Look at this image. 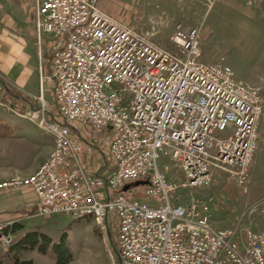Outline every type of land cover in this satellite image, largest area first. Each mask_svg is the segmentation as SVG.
<instances>
[{
  "label": "built area",
  "instance_id": "built-area-1",
  "mask_svg": "<svg viewBox=\"0 0 264 264\" xmlns=\"http://www.w3.org/2000/svg\"><path fill=\"white\" fill-rule=\"evenodd\" d=\"M34 18L40 62L46 34L49 72L40 66L36 105L27 110L7 100L0 76V108L48 132L53 148L32 173L0 181V195L32 191L43 217L116 215L121 264H264V229L218 228L209 221L211 203L176 195L181 185L209 186L226 168L246 191L260 91L237 81L226 62L198 58L197 27L176 26L160 45L98 0H34ZM107 127L110 140L95 135ZM84 155L103 165L88 170ZM166 159L180 185L164 172L170 165L160 167ZM130 182L155 202L131 198ZM0 242L11 243L12 234L0 232Z\"/></svg>",
  "mask_w": 264,
  "mask_h": 264
},
{
  "label": "rangeland",
  "instance_id": "rangeland-1",
  "mask_svg": "<svg viewBox=\"0 0 264 264\" xmlns=\"http://www.w3.org/2000/svg\"><path fill=\"white\" fill-rule=\"evenodd\" d=\"M99 3L107 6L111 11L109 15L120 21L138 30L153 32L152 40L164 46L176 26L197 27L200 43L198 58L205 63L219 59L226 62L231 67L234 78L257 88L264 100V0H98V6ZM10 37L15 38L14 42ZM36 37L34 0H0V68L10 67L13 72L11 75L15 76V66L9 64L5 55L6 48L10 45L21 50L24 67L22 76L26 78L27 74H33L38 81L37 92L28 93L25 100L21 99L28 103L26 107L20 101H13L16 107L20 104V108L24 110L29 108V104L33 107L36 105L34 96L40 88V66L42 65L43 74L49 72L45 57L46 34L42 33V62L39 59ZM0 76L10 81L6 72H0ZM45 79L46 95L49 96L50 81ZM12 84L27 92L15 82ZM7 100L12 101L10 96H7ZM0 119L13 127V133L16 129L25 127L31 134L29 138L32 136L37 140L40 136V130L33 122L9 114L1 108ZM95 135L101 140H110L114 133L107 127L104 134ZM0 138H3L0 140V152L5 154V161L0 162V167L7 166L8 163L23 167L40 155L41 149L20 147L21 154L13 156L11 141L16 143L15 147L25 145V141L18 138L8 142V137ZM109 161L111 162L110 157ZM83 164L85 165L84 162ZM164 164L170 165V169L164 170L167 177L177 185L183 183L182 176L175 172L168 159L160 162L162 169ZM143 191L144 185L129 183L128 193L131 198L155 202L153 198L144 196ZM8 192L17 195L21 191ZM176 195L185 202L202 200L211 203L209 221L218 228L236 226L239 229H264V104L258 124L256 151L248 169L246 191L240 188L236 176L226 168L216 171L209 186L191 188L181 185L177 187ZM33 202L31 206L12 205L7 202L3 211H0V232L6 226L18 222L23 228L18 235L37 231L48 235L53 242L64 235L66 246L71 252V260L67 264H120L113 245L116 215L113 221L107 222H98L90 216L74 217L71 214L43 217L36 213V198ZM12 245V242H0V256ZM19 256L22 259H31L34 264H56L55 254L51 249L45 254L35 248L26 249Z\"/></svg>",
  "mask_w": 264,
  "mask_h": 264
},
{
  "label": "crops",
  "instance_id": "crops-1",
  "mask_svg": "<svg viewBox=\"0 0 264 264\" xmlns=\"http://www.w3.org/2000/svg\"><path fill=\"white\" fill-rule=\"evenodd\" d=\"M99 6L101 10H103L105 13L110 14L111 11L108 9L107 6L100 4ZM11 38V37H10ZM15 38H11L14 42ZM7 44V43H6ZM21 48V47H20ZM21 50L15 47H12L9 45V47L6 48L5 55L7 57V60L9 64H12V66H15V76L13 77V72L10 70V67H1L0 72L4 74L6 72L7 76L9 77V80L11 81H6L3 79L5 82L7 89H8V96H10L11 99H15L17 101H20L19 103L23 104V106L26 107V104H28L26 101L22 102L21 99L25 100L26 95L28 93L35 94L38 89V81L37 79L33 76V74L30 76L27 74L26 78L22 76V70H23V63L21 61V55H20ZM11 66V67H12ZM2 69V70H1ZM10 71V73H9ZM12 74V75H11ZM26 75V74H24ZM2 78H0V81ZM12 82L19 86L23 87L27 92H23L20 90V88L15 87V85L12 84ZM18 88V89H16ZM22 92V93H21ZM37 127V126H36ZM38 128V127H37ZM40 130V136L37 137V140H35L32 136L29 138L31 135L25 127H22L21 129H16L12 135L8 136L10 140H6L10 142L12 139H21L25 141V145H19L15 147V144L13 141H11V145L13 147V156H16L17 153H19V148L20 147H29L33 149H41L40 155L34 159L32 163L29 164H24L23 167H17L16 164L14 165L13 163H8L6 165H2L0 167V181L11 177V176H25L27 174L32 173L41 163L42 161L48 156V154L51 152L53 148V141L51 135L38 128ZM16 133V134H15ZM18 133V134H17ZM86 135H90L89 132H84ZM4 138V139H8ZM0 140H3V138H0ZM43 141V144H41ZM1 145V143H0ZM15 147V149H14ZM1 151V150H0ZM21 153H19L20 155ZM5 154L0 152V162L5 161ZM18 155V156H19ZM85 167L90 170V171H95L98 167H101L103 165L102 160H100V157L98 155H92V156H83ZM2 164V163H0ZM8 167V168H7ZM14 192H4L0 195V211H3L5 208V205L12 204V205H25V206H31L33 204V200H35V195L32 191L27 190V191H21L17 195H12ZM10 194V195H9ZM36 205V204H35Z\"/></svg>",
  "mask_w": 264,
  "mask_h": 264
},
{
  "label": "trees",
  "instance_id": "trees-1",
  "mask_svg": "<svg viewBox=\"0 0 264 264\" xmlns=\"http://www.w3.org/2000/svg\"><path fill=\"white\" fill-rule=\"evenodd\" d=\"M13 130L12 126L0 119V137L10 136ZM22 229V225L18 222L8 225L3 229V232H10L12 234L13 245L0 256V264H34L31 259H22L19 256L21 251L33 248L43 254L48 249H51L55 254L56 264H67L71 260V252L66 246L64 235L56 242H53L48 235L37 231L25 232L18 235L17 233Z\"/></svg>",
  "mask_w": 264,
  "mask_h": 264
},
{
  "label": "water",
  "instance_id": "water-1",
  "mask_svg": "<svg viewBox=\"0 0 264 264\" xmlns=\"http://www.w3.org/2000/svg\"><path fill=\"white\" fill-rule=\"evenodd\" d=\"M115 252H116V255L118 256V259H119L120 264H121V260H120V257H119V255H118V252L116 251V249H115Z\"/></svg>",
  "mask_w": 264,
  "mask_h": 264
}]
</instances>
